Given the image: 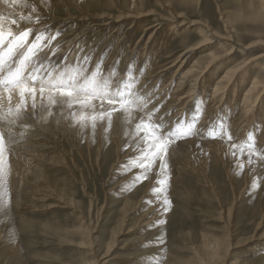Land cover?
Returning <instances> with one entry per match:
<instances>
[{"label": "bare ground", "instance_id": "6f19581e", "mask_svg": "<svg viewBox=\"0 0 264 264\" xmlns=\"http://www.w3.org/2000/svg\"><path fill=\"white\" fill-rule=\"evenodd\" d=\"M93 1L99 5L98 11H102L100 14L82 10L81 17L68 15L62 18L55 15L47 17L48 14L41 10L42 4L36 3L35 0H15L14 4L12 0H9V3L0 0V17L3 18L0 19V29L5 35L8 37L7 33H12L15 43L16 38L19 39V33L30 30L24 44L28 43L27 47H30L35 42L41 47L38 51V61L34 58L30 64V67L35 66V69L39 70L40 79L36 88H30L31 85H28L25 89L29 90H26L22 97L21 88L0 86V130L9 133L5 151L0 158V179H6V191L17 194L25 184H33L34 180L31 182L29 175L37 181L51 184L45 177V168L48 165L61 166L63 163L55 157L56 147L52 145L53 141L57 142L59 136L72 140L82 134L98 137L105 145L111 142L116 144L118 162L113 169L117 172H127L130 169L128 177L118 184L123 186L122 189L128 190L142 179L146 181L144 186L139 187V191H142L141 198L135 204L129 207L126 205L124 208V226L131 220L133 213L147 209L141 215L137 228L130 231L141 233L148 227L161 228L166 225L170 212V198L166 194V188L169 187L172 173L179 169L182 163L186 167L184 163H187L188 159H195L196 155L206 157L207 154L214 153L228 161L225 164L227 173H230V170H242L251 183L264 184V33H251L250 37L235 40L239 42L238 46H234L233 35L222 38L233 46L218 55L212 51V45L218 36L212 33L211 25L207 21H193L179 13L171 20L157 16L154 23L147 27L143 21L154 17V12L143 10V0H129L131 3L128 0ZM154 1L164 8H171L173 5V0ZM232 1L240 2L244 12L250 13L256 20H264V0ZM47 3L51 4L48 1ZM120 5L122 8H119ZM202 6V0H198L196 9L200 10ZM116 8L117 15H114L111 11ZM219 14L221 20L229 25L232 17L230 18L228 12L220 5ZM13 19L18 22L12 23ZM127 21L130 23V31L143 32L140 40H137L138 45L133 49L128 46L130 41L128 43L123 39L116 42ZM73 23L89 25V35H92L94 30H97L95 36H104L108 30L112 33L108 43H103V47L114 44V51L105 64H102L106 53L102 47L97 50L98 57L94 60L95 72L90 77L86 75L85 57L96 51L98 45L90 42L91 38L86 40V36L84 38L77 34L78 31H73ZM195 27L204 33L199 41L195 42L197 37L187 36L183 41L181 38L178 43L181 50L164 55L170 43L178 40L179 36L188 30L194 31ZM38 35L41 40L35 41ZM8 40L9 37L5 40L6 44ZM244 42L248 43L246 47L242 45ZM142 45L144 52L136 60ZM88 49L90 52H87ZM252 50L257 52L246 56ZM6 51L7 47L0 48V54ZM208 51L210 52L204 54ZM199 54L204 55L195 58ZM259 63L261 65L257 66ZM57 74L60 77L70 74L76 77L80 84L93 80L106 83L107 94L88 100L95 110L72 103L71 113L80 120L77 126L72 125L67 116L63 115L50 118L45 124V131L41 124L33 125L30 122L31 115L28 111L32 106L23 108L21 103L16 101L25 100L29 104L34 100L36 104L43 103L42 107H45L49 96L62 98L56 93L58 90L52 92L47 90L52 88L45 87L41 93V88H38L44 79L48 84L56 82L59 77L50 76ZM137 77H142L139 83ZM33 88L34 92L31 91ZM242 96L243 101L239 104ZM208 97L211 99L207 107ZM74 98L75 93L72 98L65 99ZM237 107L241 112L239 116L232 118L231 115ZM101 112L104 113L103 118L100 116ZM55 113L60 112L56 110ZM93 115L97 117L95 121L92 120ZM81 116L85 119L81 120ZM31 123L33 126H30ZM154 125L163 127L154 128ZM170 132L177 133L178 137L162 154V160L161 156L153 155L158 149L150 145L156 143L153 137L159 138L161 134L167 136ZM250 134L251 141L248 139ZM124 149L127 152L120 154ZM207 160L202 161L205 163ZM162 163L166 166L162 167ZM204 165L207 166L206 163ZM61 200L72 201L63 195L60 196ZM19 204L21 201L16 199L14 205ZM261 219L255 236L246 244L231 240L224 247L222 240L203 236V245L194 249L198 264H226L231 250H236L240 256L230 264H264V231L259 233L264 227V213ZM10 227H14L13 224ZM10 232L12 233V230ZM10 232L8 238L0 245V250L15 243V238ZM113 247H109V250H113ZM110 253L103 258H109Z\"/></svg>", "mask_w": 264, "mask_h": 264}, {"label": "rangeland", "instance_id": "374dc122", "mask_svg": "<svg viewBox=\"0 0 264 264\" xmlns=\"http://www.w3.org/2000/svg\"><path fill=\"white\" fill-rule=\"evenodd\" d=\"M35 1L42 4L41 10L43 9L42 11L48 14L47 17L55 15L64 18L71 15L78 18L82 16V10H89L94 14L102 12L98 11L99 5L93 0ZM143 1L145 3L143 10L154 12V17L143 21L147 27L154 23L157 16L171 20L179 13L188 16L193 21H207L211 25L212 33L218 36L215 44L212 45V51L218 55L233 46L222 38L233 35L235 42V40L250 37L251 33H264V20L258 21L250 13L244 12L238 1L202 0L203 6L200 10L196 9L198 0H173L171 8L161 7L154 0ZM52 4L57 8H54ZM219 5L228 12L230 18L232 17L229 25L221 20ZM119 8H122V5ZM117 9L111 13L117 15ZM129 26V21L124 23L116 42L123 41V39L128 43L130 41L131 44L128 46L133 49L138 45L137 40H140L143 32L135 30L132 32L128 29ZM72 28L73 31H78L77 34L84 38L86 36V40L91 38L90 42L98 45L95 48L96 51H91V55L88 54L89 57H85L86 75L90 77L95 72L94 60L98 57L97 50L102 47L101 49L106 53L102 64H105L111 52L114 51V44L103 47V43H108L112 35L111 30H108L104 36L101 34L95 36L97 30L92 31V35L88 34L89 25L73 23ZM199 31L195 27L194 31L188 30L187 33L181 34L178 40L167 46L164 55L181 50L178 47L181 38L183 41L187 36L197 37L195 42L199 41L200 37L204 36V33ZM7 38L5 35V40ZM237 43L239 42H235L234 46H238ZM244 43L242 45L246 47L248 43ZM40 48L39 46L38 49ZM22 51L26 53L27 49ZM87 52L90 50L88 49ZM143 52L142 45L134 58L139 59ZM209 52H204V54ZM255 52L257 51L252 50L246 56ZM125 53L127 54L128 50ZM204 54H199L195 58ZM20 59L22 57L17 54L16 59L9 63H13L14 67L19 66ZM30 64H26L25 76L29 78L25 80L22 86L24 88L28 85H31L30 88H36L40 79L39 70L34 71ZM260 65L261 63L257 66ZM104 74L106 75L105 72L103 76ZM33 76L35 82L31 79ZM69 76L71 75L60 77L57 74L50 77H59L61 80ZM137 78H139L137 79L139 83L142 77ZM47 90L56 91L55 89ZM56 93L59 94V91ZM21 99L24 98L21 97ZM210 99L208 97L207 107ZM242 101L243 96L239 104ZM16 103H21L23 108L32 106V109L28 111L31 115L30 122L33 125L41 124L43 130H45L46 122L57 116H67V120L74 126H77L80 121L79 117L71 113L72 107H69L68 103L52 104L49 99L46 100L45 107H42L43 103L36 104L34 100H31L29 104L25 100H17ZM53 109L59 110L60 113H55L56 110ZM240 112L241 109L237 107L231 117L236 118ZM32 123L30 126H33ZM38 128L40 129L39 125ZM53 142L52 145L56 147L55 157L63 163L61 166L48 165L45 168V177L52 185L37 181L29 175L31 182L34 180L33 184H25L21 192L13 194L12 191H6L4 185L6 179H0V233H2L0 234V245L5 238H8L11 230L10 234L15 238L14 244L0 250V264H198V256L194 249L203 245V236L222 240L224 247L231 240L235 243L246 244L255 236L257 225L262 221L264 184L251 183L242 170L239 172L230 170V173H227L225 164L228 161L214 153H209L206 157L196 155L195 159H188V162L184 163L186 167L182 163V166L172 173L173 177L168 183L169 187L166 188L168 191L166 194L170 198V212L164 227H148L141 233L130 231L132 228H137L141 215L147 209L143 208L142 211L133 213L131 220L124 226L122 221L126 216L124 208L126 205L129 207L135 204L141 198L142 191H139V187L144 186L146 181L142 179L145 182L140 180L128 190L122 189L123 186H118L128 177L130 169L127 172H117L113 169L118 162L116 144L113 145L111 142L106 144L107 147L98 137H89L86 134L72 140L59 136L57 142ZM126 152L127 150L124 149L120 154ZM203 159H208L205 161L207 166L204 165ZM61 195L72 201H60ZM16 199L21 201L18 206L14 205ZM12 224L14 227H10ZM263 231L264 227L259 233ZM109 247L114 249L110 251ZM107 252H111L110 257L104 259L103 257L109 254ZM230 252L226 264H230L232 260L240 256L236 250Z\"/></svg>", "mask_w": 264, "mask_h": 264}, {"label": "snow or ice", "instance_id": "6c2138e0", "mask_svg": "<svg viewBox=\"0 0 264 264\" xmlns=\"http://www.w3.org/2000/svg\"><path fill=\"white\" fill-rule=\"evenodd\" d=\"M4 3H9V0H3ZM12 3H15V0H12ZM0 19H3L0 17ZM18 21L13 19L12 23H17ZM9 40L7 44L5 43V33L2 29H0V46L7 47V51L0 54V86L4 88L9 87H19L21 88V96L23 97L24 92L27 90L23 88L22 86L25 83V80L29 77L25 76L26 71V64L31 63V61L35 58L38 61V45L34 42L31 44L30 47H27L26 53L22 51L26 46L24 44L25 37H28L30 35V30H25L18 34L19 39L13 43V40L15 39L14 35L12 33H7ZM41 36H36L35 41H40ZM17 54H19L22 59H20L19 66L14 67L13 63H9V61H14L16 59ZM35 71V66H34ZM4 73H7V75H3ZM33 82H35V77H31ZM45 87H50L52 89L58 90L59 95L62 98H72L73 94L75 93V98L73 100H67V99H60L56 100L52 96H49V100L52 104L56 103H68L69 107L72 106V103H79L82 108L92 107L93 110L94 106L90 105L88 103V100L90 98H99L103 95H106V89L107 84L106 83H98L95 80L88 81L85 84H80L74 77L69 76L67 79H61L54 83H46L44 81H41V93H43ZM32 92L35 91V89H31ZM130 95V93H129ZM83 97V99H81ZM111 103V100H110ZM113 111H115V108H113ZM101 118L104 117V113H100ZM110 116V113H109ZM96 116H92V120H96ZM81 120H84L85 117L81 116ZM139 127V125H138ZM154 128L157 127H163L162 125H154ZM191 127V126H189ZM9 133L6 131L0 130V158L3 156V152L5 151L6 141ZM178 137L177 133H168L167 136H164L161 134L159 138L153 137V139L156 141V143L150 145V147H155L158 149L156 153H154V156H161V159L163 160L162 154L165 153L169 147V144L174 142ZM248 139L251 141L252 136L249 135ZM249 162H251V157H249ZM162 167H165L166 164L162 163ZM165 203H168V201H165Z\"/></svg>", "mask_w": 264, "mask_h": 264}]
</instances>
